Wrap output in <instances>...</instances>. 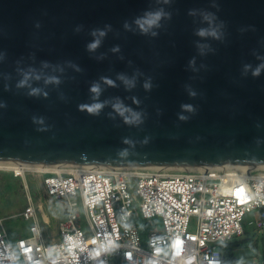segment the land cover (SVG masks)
Masks as SVG:
<instances>
[{
  "label": "water",
  "instance_id": "1",
  "mask_svg": "<svg viewBox=\"0 0 264 264\" xmlns=\"http://www.w3.org/2000/svg\"><path fill=\"white\" fill-rule=\"evenodd\" d=\"M160 9L158 26L135 23ZM209 26L218 38L197 35ZM262 62L264 0H0V161L264 166ZM96 102L98 114L80 107Z\"/></svg>",
  "mask_w": 264,
  "mask_h": 264
},
{
  "label": "built area",
  "instance_id": "2",
  "mask_svg": "<svg viewBox=\"0 0 264 264\" xmlns=\"http://www.w3.org/2000/svg\"><path fill=\"white\" fill-rule=\"evenodd\" d=\"M59 167L14 173L25 182L40 175L46 195L66 201L59 239L44 236L29 197V234L13 243L0 220V261L14 253L18 264H226L222 248L245 233L246 214L258 213L264 229V168Z\"/></svg>",
  "mask_w": 264,
  "mask_h": 264
},
{
  "label": "rangeland",
  "instance_id": "3",
  "mask_svg": "<svg viewBox=\"0 0 264 264\" xmlns=\"http://www.w3.org/2000/svg\"><path fill=\"white\" fill-rule=\"evenodd\" d=\"M28 186V188H27ZM32 199L39 219L42 222L44 236L50 240H58L60 237L59 222L64 217L67 203L46 195L42 184V177L29 173L26 182L21 177L15 176L14 172L0 170V220L7 229L10 240L14 243L20 235L29 234L30 221H26L24 213ZM42 207L50 223L45 224ZM260 218L258 213H248L244 217V234L234 237L228 245L239 264H252L264 262V229H258L255 221ZM162 222L159 218L154 219L152 227L160 228ZM152 227H147L151 230Z\"/></svg>",
  "mask_w": 264,
  "mask_h": 264
},
{
  "label": "clouds",
  "instance_id": "4",
  "mask_svg": "<svg viewBox=\"0 0 264 264\" xmlns=\"http://www.w3.org/2000/svg\"><path fill=\"white\" fill-rule=\"evenodd\" d=\"M165 2H167V0H165ZM193 14L195 10H190ZM169 15L168 13H165L162 9L157 10L155 12H148L146 13L145 16L143 17H139L136 19L135 23L137 25L140 26V28L147 32L150 28H152L154 25L158 26L159 21L161 19L162 16H167ZM204 19L205 20H211V14L205 13L204 14ZM125 27H128L127 23L125 24ZM97 32H99L100 36L105 35L104 30L102 29H94L92 32L93 36H96ZM153 35H155V33H153ZM197 35L200 36H206V35H210V36H214V37H219V33L217 32V30L211 26H209L208 28H199L197 29ZM100 44V40L99 39H93L92 41H90L87 44V49L89 51H93L95 50ZM114 50H118V46H116V48H114ZM245 69L247 70L248 68L251 67V65H245L244 66ZM264 70V62L258 64L255 68L252 69V74L254 76L259 75L261 73V71ZM121 79H123L125 81L126 84H131L132 81L128 80L126 77H124L123 75L120 76ZM50 80L56 81L57 83L58 78L57 77H50ZM102 79H104L107 83H113V81L109 78V77H103ZM25 81H20V84L23 85ZM145 88H149L150 84L145 83ZM33 92L38 91L37 89H33ZM90 91L93 93L98 94L100 91V87L97 83H93L90 85ZM191 95H195V92H190ZM103 104L100 102H96L93 104H83L80 105L81 108H86L90 113H96L98 114L99 110L102 108ZM114 108L117 109V111H119L121 113V115L124 114V112L128 111L131 112V109L122 106V104L117 103L115 105H113ZM182 108H186L188 110H193L192 105L190 104H183ZM181 119H186L185 116L181 115L180 116ZM132 119L135 120H139V113H135L132 112L131 118L128 116H125V121L126 122H131ZM223 243V241H221ZM7 247V246H6ZM7 261H0V264H18V259L17 256L14 253H7ZM97 264H106V262L104 260H99L97 261ZM214 264H220L219 261L214 262Z\"/></svg>",
  "mask_w": 264,
  "mask_h": 264
},
{
  "label": "bare ground",
  "instance_id": "5",
  "mask_svg": "<svg viewBox=\"0 0 264 264\" xmlns=\"http://www.w3.org/2000/svg\"><path fill=\"white\" fill-rule=\"evenodd\" d=\"M249 168H253V167H249ZM257 168H264V166H259ZM57 169H61V168L59 166L48 165V164L36 165V164H25V163L13 162V161H0V170L11 171L18 176L20 175L25 176V172L27 170L48 171V170H57ZM46 218L48 217L46 216Z\"/></svg>",
  "mask_w": 264,
  "mask_h": 264
},
{
  "label": "trees",
  "instance_id": "6",
  "mask_svg": "<svg viewBox=\"0 0 264 264\" xmlns=\"http://www.w3.org/2000/svg\"><path fill=\"white\" fill-rule=\"evenodd\" d=\"M222 250L225 256L226 264H237L238 263L237 259L235 258L232 252V248L230 247V245L226 244L225 246H223Z\"/></svg>",
  "mask_w": 264,
  "mask_h": 264
}]
</instances>
